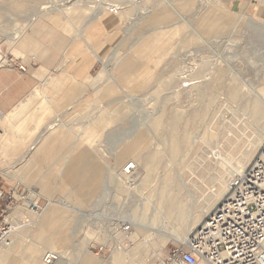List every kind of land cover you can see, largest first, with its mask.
I'll list each match as a JSON object with an SVG mask.
<instances>
[{
	"label": "rangeland",
	"instance_id": "obj_1",
	"mask_svg": "<svg viewBox=\"0 0 264 264\" xmlns=\"http://www.w3.org/2000/svg\"><path fill=\"white\" fill-rule=\"evenodd\" d=\"M146 1L0 0V58L24 63L37 77L40 73L48 74L50 79L41 81L39 92L45 93L41 103L52 100L55 109L47 113L49 119L59 116L64 122L63 133L58 134L52 152L54 156L45 167L49 173L48 190L16 179L0 189V217L2 210H6V221L19 227V231L25 230L28 242L26 246L18 245L0 264H36V253L32 254L34 259L30 253L43 246V241L54 244L51 250L62 259L45 261L44 248L42 264H81L88 255L102 264H170V251L183 244L185 236H190L205 220L229 189L196 224H190L188 214L185 218L178 215L180 204L185 206L186 213L198 204L205 210L219 195L221 185L232 182L236 171L241 166L248 167L259 152L264 142L263 138L256 145L259 132L264 129V0H219L222 6L218 0L154 1L149 13L143 10ZM170 4L180 13L153 20L155 12L171 8ZM99 10L111 13L91 20ZM112 12L125 13L132 24H127V17L120 20ZM40 17L60 18L73 27V32L68 33L54 26L58 44L64 43L60 48L50 47L46 31L37 36L42 48H49L51 55H55L47 65L34 59L33 51L20 52L14 44ZM178 20L180 29L170 41L178 60L176 70L161 87V78L155 76L154 58L148 62L153 71L150 81L123 86L110 98L102 99L93 87L86 90L87 94L80 93V97L52 92V88L56 89L52 77L62 71L59 65L64 62L65 51L74 41H80L88 50L93 44L89 32L94 25L107 26L108 35L101 39L104 44L100 49L102 60H109L106 80L111 75L118 78L117 57L131 53L144 33L151 34L155 28ZM45 22L53 26L51 20ZM81 29L84 31L79 32ZM187 34L188 44L184 38ZM184 55H188V61ZM103 61L94 69L93 76L105 68ZM64 85L67 88L69 83ZM82 88L85 89L83 83ZM110 100L114 101L106 104ZM116 105L121 110H113L102 134L85 140V124ZM255 112L259 114L256 117ZM27 127L35 130L37 126ZM34 134L33 137L38 133ZM127 140L128 161L137 165L129 179L117 163V155ZM79 142L84 151L81 170L92 172H87V177L76 176L73 181L72 187L79 183L84 186L77 188L81 196L76 200L62 190L59 178L62 170L79 160L67 153ZM219 146L222 161L216 163L215 148ZM65 155L68 158L62 161ZM61 161L62 165L56 163ZM19 163L16 170L24 167L25 163ZM7 177L1 174V181L5 182ZM146 177L155 179L154 196L143 191ZM165 188L166 193L177 196L178 207L174 210L160 204L157 194ZM34 201L41 206L39 212L29 207ZM49 204L61 205L68 211L69 220L61 217L54 224L41 226V214ZM146 204L153 215L144 212ZM16 207L22 211L14 217L12 211ZM158 207L161 212L155 211ZM134 210L136 224L144 229L130 222ZM115 246L116 253L122 252L123 262L114 259Z\"/></svg>",
	"mask_w": 264,
	"mask_h": 264
},
{
	"label": "crops",
	"instance_id": "obj_2",
	"mask_svg": "<svg viewBox=\"0 0 264 264\" xmlns=\"http://www.w3.org/2000/svg\"><path fill=\"white\" fill-rule=\"evenodd\" d=\"M154 1L161 3L160 1L163 0H147L145 3L146 5H144L143 8L144 12L149 13L151 11V5ZM258 1L263 2L262 0ZM219 3L222 6L220 1ZM170 5L171 8L165 7L161 11L155 12L152 15L153 20L159 21L166 15L173 12H177L178 14L180 13L172 4ZM108 11L111 13L110 10L97 11L91 20L100 15H102V17L108 16ZM112 13L118 15L120 20L121 18L123 19V17H127V24H132L129 16L125 13ZM48 20L53 22V26L46 24L45 21ZM135 20L137 21L138 18ZM179 23V20L174 21L171 24L155 28L154 32L151 34H147V32L144 33L139 42H135L137 45L131 53L117 57L115 68L118 69V78L111 75V77L106 80L105 74L107 73L109 60L106 62L105 60H102L100 49L104 44L101 39L107 37L108 35L107 26L98 24L94 25L89 32V36L93 44L88 50L80 43V41H74L71 43L68 50L65 51L64 62H61L59 65L62 71L52 77V82L56 84V89L52 88V92L58 95L72 94V96L76 95L80 97V93L87 94L86 90L93 87L96 90V94H100L102 99L110 98L123 86H130L132 84L141 85L150 81L153 71L148 62L154 60V58H157L156 61L154 60V66L157 70L155 76L156 79L161 78L158 83V86L161 87L165 84L166 79H171V77H173L171 73L176 70L178 60L177 56H175L173 52L174 44L170 41L179 31ZM54 26L61 27L68 33L73 32V27L68 21H63L60 18L54 17H40L31 24L29 32L26 30L21 34V36L25 34L24 37L19 36L18 39L14 41L17 50L20 52L31 50L35 54L34 59H37L46 65L49 64L54 59L55 55H51V50L49 48H42V43L37 39V36H39L42 31H46L47 39L50 41V47L60 48L61 46H64L62 41L58 44L59 41L57 42ZM82 31L84 30H79V32ZM184 38L185 43L188 44V34L185 35ZM87 54L89 56H87ZM139 56L142 58L140 59ZM187 57L188 55H184V60L188 61ZM102 61L105 68L101 70L96 77L93 76L92 72ZM43 79H50L49 75L46 73L42 75L40 73L37 77L29 70L27 72H21L17 68L0 69V176L1 174L8 176L4 180L5 182H2L0 178V189H4L6 182L10 186V182L12 181L23 180L30 185H37V187H35L40 188L43 191L48 190L49 173L45 167L48 164L49 158L54 156L52 152L55 148L58 134L63 133L61 126L64 125V122L58 118L59 116L49 119L47 113L55 109L52 105V100L47 99L44 105L41 103L42 95L45 94L39 92V90H41V81ZM65 82L69 83L67 88L64 85ZM82 83L84 84L85 89L82 88ZM113 101L114 100H110L109 102H106V104H110ZM62 107L63 106L57 107V109ZM115 109L121 110L120 105L111 107L110 110L107 111V114L93 117L85 124V140H91L97 134H102L106 126L110 123L109 118H111L113 110ZM28 125H35L37 127L35 130V127L33 129H29V127H27ZM34 133L38 134L33 137V135H35ZM30 138L33 140L29 141ZM128 140L121 149L120 153L117 155L118 165V158L126 150L127 143L129 142ZM81 143L82 142L77 143L75 147L67 151L68 154H71V156L74 155L73 157H77L80 161L75 160L71 162L70 168L62 170L59 178V184L62 190L68 191L66 194L72 196L76 200L81 196V193L76 191L77 188L80 190L84 186L79 183L76 187H72L73 181L76 179V176L79 177L84 174V177H87L88 174L92 172L89 170H81V159L84 156V151L81 150ZM19 147L20 150L18 149ZM17 158L22 159V162L25 163L24 167L20 170H16L19 163ZM67 158L68 155H65L62 158V161ZM6 159L10 160L8 161ZM128 160L129 157L125 156L123 162L126 163L125 166L129 163ZM62 161L56 163L62 165ZM123 163L119 165L121 169L125 167H123ZM120 171L121 170H119V172ZM49 172L54 173V171ZM55 172H58V170ZM87 181L88 180H86L84 184L86 186L88 184ZM1 192L2 191L0 190V193ZM30 201H33V198ZM21 211L22 210L18 207L14 208L12 216L15 217L19 215ZM60 218L63 220L67 219L68 221L70 218L68 211L61 205L49 204L41 214L40 222H44L40 224L41 226H49L52 223H56L60 220ZM15 233L16 234H12L11 236V239L15 241V244L9 246L7 243L6 246L1 247V254L6 255L5 257L16 251L18 245L26 246L28 244V242H26L25 230H18ZM50 235L52 238L55 236L57 237V235ZM47 236L45 235V237ZM37 237L40 239L42 236L39 233L37 234ZM43 243V246L32 250L30 253L32 259H34L33 256H36V264H42L41 250H44V248L47 249L43 255L44 259V256L49 253L48 251L51 250L52 246H54V244L50 241H43ZM33 253H36V255L32 256ZM113 253L115 260L119 262L124 261L122 252L118 251L116 253V246L114 247ZM88 256L85 261L84 258L82 259L81 264H85L87 262ZM5 257L2 259L4 260ZM92 259L94 260V264L103 263L101 261L96 262L94 258Z\"/></svg>",
	"mask_w": 264,
	"mask_h": 264
},
{
	"label": "built area",
	"instance_id": "obj_3",
	"mask_svg": "<svg viewBox=\"0 0 264 264\" xmlns=\"http://www.w3.org/2000/svg\"><path fill=\"white\" fill-rule=\"evenodd\" d=\"M5 65L21 72L28 70L24 63L0 58V68ZM29 207L35 212L41 209L38 201ZM3 214L0 243H9L12 228ZM169 262L264 264V142L250 165L234 177L229 192L190 234L188 241L170 251Z\"/></svg>",
	"mask_w": 264,
	"mask_h": 264
},
{
	"label": "bare ground",
	"instance_id": "obj_4",
	"mask_svg": "<svg viewBox=\"0 0 264 264\" xmlns=\"http://www.w3.org/2000/svg\"><path fill=\"white\" fill-rule=\"evenodd\" d=\"M61 6L59 5V6H57V7H55V9H59ZM101 8V7H100ZM263 92H264V90H263ZM261 93V92H260ZM255 109H256V107H255ZM254 115H255V117L257 116V115H259L258 113H253ZM260 133V136L257 138V140H256V145H260V143H262V140H263V138H264V129L262 130V131H260L259 132ZM215 150H216V154H214V161L216 162V163H219V162H221L222 161V152H221V149H220V146L219 147H217V148H215ZM128 153V151L127 150H125L120 156H119V158H118V161H119V165H121L123 162H124V159H125V156H127V157H129V155H126ZM253 153H254V149H252V151H251V156L253 155ZM213 156V155H212ZM211 157H207V159L209 160ZM131 161V160H130ZM129 161V163L124 167V169H123V172L126 174V179H129V177H130V175L132 174V172H134L133 170L135 169V167L137 166L136 165V162H130ZM237 165V164H236ZM236 167V166H235ZM237 168V167H236ZM247 168V167H246ZM246 168H244L243 166H241V170H239V171H236V174L237 175H239V174H241ZM234 171V170H233ZM231 172V171H230ZM220 182V181H219ZM232 184V182H229V183H223L222 185H221V187H220V193H219V195H217L216 196V198L215 199H213L210 203H209V205H207L206 206V209L205 210H203L202 208H201V205L200 204H198V206L196 207V208H192V209H188V213H186V210H185V206H183V204H180V207H178V203H177V196H175V195H172L171 194V192H169V193H166V191H167V188H165V189H163V190H161V191H159V193L157 194V196L160 198V204H162L165 208H167L168 210H174V207L175 208H179V209H177V213H178V215L179 216H181L182 218H185L186 216L188 217V215L190 216L189 217V219H188V221L189 222H191L190 224H196L200 219H201V217L204 215V213H206L213 205H214V203L217 201V200H219L222 196H224L225 194H226V192L228 191V189H230V185ZM143 188H144V193L145 194H147L148 193V191H149V194L151 195V196H154V193H153V190H154V188H155V179H153V178H149V177H146V178H144V180H143ZM151 192V193H150ZM194 204V203H193ZM197 209V210H196ZM149 212V215H153L154 213H150V210L147 208V204H146V206H145V208H144V212ZM155 211L156 212H161V209L158 207V208H156L155 209ZM176 211V210H175ZM212 212V211H211ZM210 212V213H211ZM209 213V214H210ZM188 214V215H187ZM208 214V215H209ZM207 215V216H208ZM134 216H136V211L134 210L131 214H130V217H131V223L132 224H135V225H138V224H136L137 223V221L135 220V218H134ZM206 216V217H207ZM141 229H144V226L143 225H138ZM11 228H12V233L14 232L15 233V231H18V229H19V227H13V226H11ZM15 230V231H14ZM192 233V232H191ZM190 233V234H191ZM11 236H12V234L10 235V241H9V246L10 245H14L15 244V241H13L12 239H11ZM185 240L183 241V242H181V243H184V242H187L188 241V238H189V236L188 235H186L185 236ZM4 243H0V246L1 245H3ZM49 253H47L45 256H44V259H45V261H48L49 259H52V258H54V259H57V261H59V260H61L62 259V256L57 252V251H53V250H49L48 251ZM2 253V249L0 248V255H2V256H0V260L2 259V258H4L6 255H4V254H1ZM5 253V252H4ZM85 264H94V260L91 258V256H88V260H87V262L85 263ZM170 264H173V263H170Z\"/></svg>",
	"mask_w": 264,
	"mask_h": 264
}]
</instances>
